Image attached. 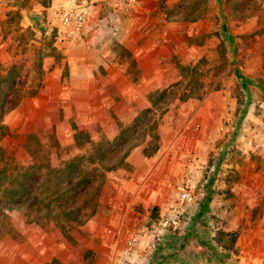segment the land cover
<instances>
[{"label":"rangeland","instance_id":"374dc122","mask_svg":"<svg viewBox=\"0 0 264 264\" xmlns=\"http://www.w3.org/2000/svg\"><path fill=\"white\" fill-rule=\"evenodd\" d=\"M142 8L133 14L137 23L117 25L104 36L96 32L93 64L100 67L94 80L82 83L77 71L82 56L55 42L50 26L55 6L49 0H0V109L16 104L0 118L3 161L12 172L16 164L22 170L33 163L63 167L90 147L74 142L76 130L83 129L94 142L110 141L150 106L154 92L156 104L171 99L156 129L165 147H189L186 160L206 171L217 164L213 176L220 208L236 213L239 222L228 231L236 233V241L243 234L256 244L264 239L261 163L254 153L264 140V0H142ZM108 12L90 25L92 30L129 16L116 7ZM119 71L128 80L118 79ZM114 77L116 84L108 80ZM145 79L153 88H145ZM163 88L167 92L161 96ZM205 99L223 105L197 113ZM183 131L192 137L200 133L199 144H183ZM203 143L210 145L193 155L191 149ZM135 149L151 156L143 153L144 144ZM131 172L126 163L105 172L97 181V195L87 200L86 211L95 204L94 214L80 224L61 217L36 222L26 210L6 211L0 222V264H114L115 245L103 241L98 224H87L101 209L105 182Z\"/></svg>","mask_w":264,"mask_h":264},{"label":"crops","instance_id":"0c3cea01","mask_svg":"<svg viewBox=\"0 0 264 264\" xmlns=\"http://www.w3.org/2000/svg\"><path fill=\"white\" fill-rule=\"evenodd\" d=\"M65 1L66 0H49V3L56 8L62 5ZM91 1L93 2V6L88 32L83 36L79 43H65L62 45L65 50H69L73 52V54L75 53L82 56V68L77 70L81 72V81L79 82L82 83L94 80V75L95 73H98V67H100L99 65L95 66L93 64L94 59L96 58L95 54L98 52L94 44L96 32L99 36H104L106 34L105 29H107L108 26L114 28L120 24H122L123 27L124 25L130 26L131 24L137 23V20H139L138 17L133 15L136 10L127 11L122 9V3L124 0ZM35 4L40 5L38 2H35ZM10 7H13L12 4H9L8 8ZM113 7H116L118 13L128 14L129 16L124 18L123 23L117 21L118 24H116L113 20H110L109 25H104V23L99 24L101 29H104L102 32L92 30L90 25L97 21L99 17L109 13L108 11ZM148 7L149 5L145 7L143 6L144 9L146 8L145 12H149ZM143 8L140 6L138 9L140 10ZM103 20H100V22ZM123 30L125 29L123 28ZM126 46L130 45L126 43ZM97 57H99V55H97ZM75 65H78L77 62ZM103 68L110 70L106 63H104ZM55 69V72L57 73L58 68ZM77 71H73L72 73H77ZM110 73L111 71L109 74ZM109 76L112 77L111 74ZM118 76V79L125 78L128 80L123 71H119ZM121 76L123 78H121ZM70 79L74 82V74L70 76ZM108 80L113 81L114 84H116L115 77ZM145 83V88L147 90L153 88V82L151 79H147ZM222 105L223 104L220 100L211 101L210 99H205L200 105L201 108L197 113L206 112L207 108L211 106L216 110L221 109L220 106ZM66 121H68V119ZM159 138L158 148L149 158L140 155L136 149H131L125 159L126 165L132 170L130 176L118 179L117 181L108 180L103 185L98 201L101 209L95 212L96 214L87 224V228H91L93 223L98 224L99 231L103 230V241L109 243L110 246H112V242L105 234L108 229H116L120 231L121 234H124L125 232H134L140 227H145L151 224L157 215L174 201L176 196L174 199H172V197L175 194L177 195V190H179L183 182L185 172L188 169H193L194 167L202 165L191 159L186 160V156H190L188 151L189 147L178 145V147L172 146L167 149L164 143V136L161 135ZM187 139H190V141ZM191 139L193 140L191 141ZM200 139V133H194L193 137L189 131H183L181 134L183 144L192 143L195 146L196 143L199 144L198 140ZM259 143H261L262 146L258 147L254 153L257 155V157H255L256 161L261 163V209L264 212V140H261ZM209 145L210 144H204L199 149L193 147L191 149L192 153L194 152L193 155L201 154V151ZM212 148H214V145ZM245 159L249 160V155L245 156ZM212 166H214V171L212 176H210L208 185L206 186V197L199 200L198 217L194 222L195 225L193 229L181 242H178L175 238L173 239V237L170 239L168 238L167 245L154 254L155 258L157 254L164 255L165 259H167V262L164 264H195L199 261L200 263H203L204 261L207 262L212 260L213 256L210 254V248L207 244L208 228L206 226V221H211L218 230L224 231L234 230L239 224L236 213H233V211H227L226 208H220L223 201L219 199V195L215 192L218 187V181L214 180L213 176L217 171L218 166L217 164H212L210 167ZM218 217L224 220L225 223L218 225L215 222L218 221ZM261 231L264 232L263 224L261 226ZM121 243L122 241H119L118 245ZM145 244L146 243L143 245V250L146 251L147 248ZM251 245H255L257 248L262 249L264 247V239L261 238L259 242L254 244V241H251L248 236L241 234L237 238L234 248L239 246L248 248L251 247ZM23 264H28V262ZM150 264L160 263L153 261Z\"/></svg>","mask_w":264,"mask_h":264},{"label":"trees","instance_id":"16d2710c","mask_svg":"<svg viewBox=\"0 0 264 264\" xmlns=\"http://www.w3.org/2000/svg\"><path fill=\"white\" fill-rule=\"evenodd\" d=\"M166 92L167 88L159 91L161 96ZM153 98L154 92L149 95L150 106L140 111L110 141L94 142L83 130H76L75 142L81 146L88 143L90 147L84 153L67 159L63 167L55 168L49 164L41 167L33 163L22 170L16 164L12 172L9 171V163L3 161L4 149L0 147V222L6 211L13 208L33 214L30 220L36 222L43 217L55 221L61 217L67 223L75 224L85 221L93 213L95 205L87 212V200L97 195V181L105 172L125 164L128 153L135 146L144 144L143 153L147 156L157 150L158 121L171 99L156 104ZM15 105H1L0 118ZM157 110L160 111L157 113ZM84 135L87 138L82 142ZM43 210L45 215L41 213ZM216 240L230 249L236 241V233L218 230Z\"/></svg>","mask_w":264,"mask_h":264},{"label":"built area","instance_id":"2783aa9c","mask_svg":"<svg viewBox=\"0 0 264 264\" xmlns=\"http://www.w3.org/2000/svg\"><path fill=\"white\" fill-rule=\"evenodd\" d=\"M92 6L91 0H66L53 10L50 26L57 44L79 43L82 40L88 32ZM140 6L142 0H124L122 3V9L127 11L137 10ZM96 30L102 32L104 29L98 25ZM105 30L111 33L114 27L108 26ZM213 171L214 166L209 167L208 171L204 167L188 169L174 201L151 224L124 234L116 229H108L105 234L116 249L114 264L166 263L164 255L157 254L155 258L154 254L167 245L168 238L173 237L181 242L191 232L198 217L199 200L206 197V186ZM206 226L207 244L213 257L210 261L195 264H264V250L258 253L241 246L227 249L216 240L218 229L215 225L206 221ZM119 241L122 243L118 245ZM144 243L146 251L143 250Z\"/></svg>","mask_w":264,"mask_h":264}]
</instances>
